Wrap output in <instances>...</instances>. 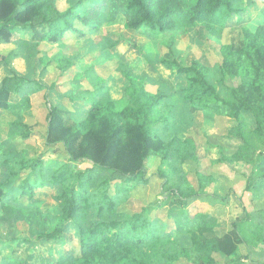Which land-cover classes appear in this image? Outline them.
Listing matches in <instances>:
<instances>
[{
  "label": "trees",
  "instance_id": "trees-1",
  "mask_svg": "<svg viewBox=\"0 0 264 264\" xmlns=\"http://www.w3.org/2000/svg\"><path fill=\"white\" fill-rule=\"evenodd\" d=\"M237 1L114 0L108 6L107 0H65L61 8L58 0H0V41H11L18 27L33 30L31 40L36 45L66 40L68 36H86L87 30L109 22L105 19L107 8L112 21L121 16L128 28L155 36L157 32L189 27L196 22H215L222 11L227 18L237 15L241 11L233 7ZM257 34L261 43L247 42L238 53L245 60L248 51L251 52L244 61L245 71L247 64L255 84L242 83L238 88H231L229 97L208 84L205 69L200 65H181L174 58L164 57L161 63L176 76L186 77L184 94L190 101L191 111L209 110L215 115H224L234 120L233 126L237 127L241 108H249L256 128L264 137V29ZM13 54L15 50L9 55ZM40 59L43 62L46 56ZM92 77L90 74V80ZM41 91L45 92L47 103L44 145L47 148L63 145L68 155V164L58 169L44 166L39 156H26L13 142L16 136L27 140L32 135L23 121L24 112L30 109L31 96ZM49 93L50 86L14 70L0 81V109L13 116L7 125V136L0 143V147L7 144L13 153L3 160L8 170L0 182V218L15 224L20 221L38 224L37 238L59 241L61 249L56 264H176L169 259L180 248L175 233L189 237L190 246L182 251L192 264H243L236 250L240 237L235 222L225 233L214 235L215 225H210V217L202 213H195L191 218L180 214L177 225L167 221L174 210H184L190 201L217 196L210 193L212 174L197 170L193 185L182 170L184 161L196 160V148L191 140H180L166 133L168 106L162 92L151 93L137 79L130 78L120 100L113 101L106 86L93 84L77 92L87 103L88 111L81 120L73 122L71 112L48 101ZM114 113L132 122L124 129L112 117ZM161 149V167L165 168L157 175L163 180V198L138 213L119 210V199H126L135 186L147 184L145 159L151 150ZM253 154V147L243 142L231 160L252 167ZM79 162L88 166L77 172L70 169V164ZM47 183L62 186L61 192L53 196L58 201V213L23 203L31 201L35 191L42 190ZM261 188H264V173L255 177L251 170L244 191L256 192ZM229 193L228 189L221 200L227 201ZM238 200L243 211L240 221H247L250 216L243 196ZM163 208L167 210V220L157 214ZM90 211L95 212L92 218L88 217ZM68 224L77 229L78 248L72 247L66 238ZM257 225L264 226L261 216ZM247 255L251 256L248 247ZM248 258L249 264H264Z\"/></svg>",
  "mask_w": 264,
  "mask_h": 264
},
{
  "label": "rangeland",
  "instance_id": "rangeland-1",
  "mask_svg": "<svg viewBox=\"0 0 264 264\" xmlns=\"http://www.w3.org/2000/svg\"><path fill=\"white\" fill-rule=\"evenodd\" d=\"M107 1L109 6L114 0ZM58 3L61 8L65 6V0H58ZM233 7L241 11L232 17L227 18L222 11L215 22H196L189 27L157 32L155 36L128 28L121 16L112 21L108 8L105 19L109 22L103 27L87 30L86 36L78 38L68 36L66 40L36 45L31 40L34 31L18 27L17 35L11 41H0V81L10 70L40 80L50 86L48 101L71 112V121L81 120L88 111L87 103L76 95L77 92L86 87L91 88L96 83L107 87L108 96L113 101L120 100L130 78L137 79L151 93L162 92L163 101L168 106L166 133L180 140L189 139L196 148V160L184 161L182 170L193 185L197 170L212 174L214 182L210 193L217 198L192 200L184 210H174L168 220L165 217L166 208L157 214L162 219L175 222V225L180 223V214L190 218L195 213L208 215L210 225H215L214 235L225 233L235 222L240 237L236 246L237 254L242 257L243 264H249L248 257L264 262V226L257 225L258 216L264 219V188L256 192L244 191L251 170L255 177L264 173V137L256 128L254 115L249 108H241L237 127L233 126L234 120L224 115H215L209 110L191 111L190 101L184 94L186 77L176 76L174 71L161 63L164 57L174 58L181 65H200L205 69L208 84L222 96L229 97L230 89L238 88L242 83L255 84L254 75L247 64L245 71L244 61L251 52L248 51L245 60L238 53L246 47L247 42L255 45L261 43L257 33L264 29V0H238L233 3ZM21 40L25 41L23 45ZM112 42L115 44L110 46ZM13 50L15 54L9 55ZM44 55L46 59L42 62L40 57ZM90 74L93 76L91 80ZM44 94L41 91L32 95L30 109L24 112L23 121L32 135L27 140L16 136L13 142L18 149L25 151L26 156H39L44 166L58 169L68 164V155L63 145L49 148L44 145L43 135L47 123ZM113 116L124 129L132 122L115 113ZM12 119L11 114L0 109V143L7 136V125ZM243 142L254 149L252 167L231 160ZM163 149L150 151L145 159L147 184L135 186L126 199H119V210L138 213L156 199L163 198V180L157 175L161 168H165L161 167ZM12 155L7 144L0 147V182L6 178L8 170L3 160ZM223 158L227 160L222 161ZM213 160L222 163L215 164ZM87 166V163L79 162L69 167L77 172ZM228 189V200H221ZM61 190L60 184L47 183L42 190L35 191L31 201L23 203L33 204L46 212L58 213V201L53 196ZM242 196L250 216L244 222L240 221L243 211L238 200ZM94 215L95 212L90 211L88 217ZM38 231V224L27 225L24 221L15 224L0 218V264H56L61 243L37 238ZM174 235L180 248L171 253L169 259L176 264H192L188 261L187 253L182 251L190 246L189 237L178 233ZM66 238L72 247L78 248L77 229L73 224H68ZM247 247L251 256L247 255Z\"/></svg>",
  "mask_w": 264,
  "mask_h": 264
}]
</instances>
